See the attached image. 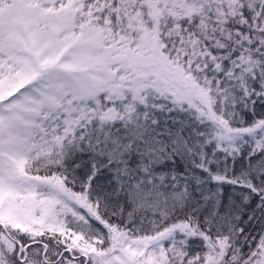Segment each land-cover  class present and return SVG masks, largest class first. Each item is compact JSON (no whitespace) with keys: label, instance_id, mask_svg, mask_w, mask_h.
<instances>
[{"label":"snow or ice","instance_id":"obj_1","mask_svg":"<svg viewBox=\"0 0 264 264\" xmlns=\"http://www.w3.org/2000/svg\"><path fill=\"white\" fill-rule=\"evenodd\" d=\"M0 264H264V0H0Z\"/></svg>","mask_w":264,"mask_h":264}]
</instances>
